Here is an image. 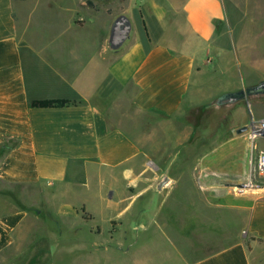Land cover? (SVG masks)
<instances>
[{
  "label": "crops",
  "instance_id": "crops-1",
  "mask_svg": "<svg viewBox=\"0 0 264 264\" xmlns=\"http://www.w3.org/2000/svg\"><path fill=\"white\" fill-rule=\"evenodd\" d=\"M120 15L132 33L113 51L107 38ZM225 19L224 0H0V183L23 190L18 200L0 186V264L8 253L13 264H150L129 248L150 227L122 221L145 156L113 111L131 89L139 111L178 118L250 85L235 47L223 46ZM220 69L240 82L212 87L211 71ZM52 99L77 104L32 106ZM114 192L123 193L107 230H84ZM248 201L238 206L248 216L230 245L195 260L175 248L178 258L167 252L158 264H253L251 248L264 242V198ZM45 208L58 227L52 236L34 231Z\"/></svg>",
  "mask_w": 264,
  "mask_h": 264
},
{
  "label": "rangeland",
  "instance_id": "rangeland-1",
  "mask_svg": "<svg viewBox=\"0 0 264 264\" xmlns=\"http://www.w3.org/2000/svg\"><path fill=\"white\" fill-rule=\"evenodd\" d=\"M224 2L223 46L230 52L235 47L242 64L248 68L246 73L251 80L248 86L255 85L264 80V0ZM135 25L140 28V24ZM220 70L211 71L215 78L212 87L236 86L240 82L241 76L235 71H232L234 77L228 78L223 77ZM131 91L127 100L120 101L113 112L121 111L122 117L114 120L119 119V125L128 130L145 156L143 167L146 172L137 191L128 194L129 202L135 203L134 207L122 220L124 225L143 220L150 227L138 245L129 246L135 258L138 255L144 263L158 264L160 256L167 252L178 258V250L187 259L195 260L227 247L241 234L242 223L248 216V212H242L238 206L249 205L250 195L264 198V178L259 176L253 180L252 190L239 193L240 185L249 176L250 167L246 141L237 133L238 128L248 125L253 118L264 119V95L246 98L229 108L207 110L204 104L190 109L181 117L170 118L139 111L132 101ZM259 147L264 149V140ZM222 169L227 172L219 171ZM164 174L176 178L177 183L158 191L157 184ZM0 186L20 200L23 192L20 186L1 183ZM122 193L114 192L112 196L108 193L102 203L104 206H97L95 221L87 223L84 230L98 226L106 231L109 217L117 213L115 207ZM142 207L144 213L137 215L135 212ZM38 220L40 225L34 223V231L45 232L49 236L58 231L46 208ZM163 224H170L168 231L161 232L159 227ZM181 237L185 238V243L178 239ZM24 249L25 246L19 252L20 256L24 255ZM251 249L253 264H264V242L260 241ZM10 255L8 253L1 264L15 263L9 261Z\"/></svg>",
  "mask_w": 264,
  "mask_h": 264
},
{
  "label": "water",
  "instance_id": "water-1",
  "mask_svg": "<svg viewBox=\"0 0 264 264\" xmlns=\"http://www.w3.org/2000/svg\"><path fill=\"white\" fill-rule=\"evenodd\" d=\"M132 33V25L130 19L126 15L118 16L110 28L107 45L110 50L120 49L128 39H130ZM264 95V80L259 83L248 86L245 89L228 93L222 100H218L212 103L215 108H220L222 105L230 106L241 100L249 97H255ZM248 130V126L244 125L237 129L238 134H242ZM175 183V180L170 176L164 174L161 177L160 182L157 184V190L162 191L166 187H170Z\"/></svg>",
  "mask_w": 264,
  "mask_h": 264
},
{
  "label": "built area",
  "instance_id": "built-area-1",
  "mask_svg": "<svg viewBox=\"0 0 264 264\" xmlns=\"http://www.w3.org/2000/svg\"><path fill=\"white\" fill-rule=\"evenodd\" d=\"M248 130L242 133L248 143V163L250 172L247 180L239 187V193L248 192L254 188L253 180L257 176L264 178V149L259 147V144L264 140V119H252L247 125Z\"/></svg>",
  "mask_w": 264,
  "mask_h": 264
},
{
  "label": "trees",
  "instance_id": "trees-1",
  "mask_svg": "<svg viewBox=\"0 0 264 264\" xmlns=\"http://www.w3.org/2000/svg\"><path fill=\"white\" fill-rule=\"evenodd\" d=\"M227 94H223L221 96H218L217 98H215V99L211 100L210 102H208L206 104V109L207 110L212 109L214 107V105H212V103L215 102V101L224 99ZM74 104H77V102L76 101H71V100H65V99L34 100V101H32V106L34 108H61V107H65V106H68V105H74ZM233 105L234 104H232L230 106L222 105L220 108H222V107H228L229 108V107H231ZM196 126H197V124H196Z\"/></svg>",
  "mask_w": 264,
  "mask_h": 264
}]
</instances>
